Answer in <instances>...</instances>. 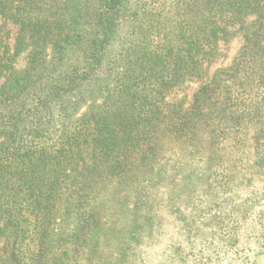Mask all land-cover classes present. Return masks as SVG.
I'll list each match as a JSON object with an SVG mask.
<instances>
[{
  "label": "trees",
  "instance_id": "trees-1",
  "mask_svg": "<svg viewBox=\"0 0 264 264\" xmlns=\"http://www.w3.org/2000/svg\"><path fill=\"white\" fill-rule=\"evenodd\" d=\"M239 34L233 61L208 77L219 44ZM189 80L200 82L189 104H167ZM250 129L260 164L264 0H0V264L96 253L106 264L91 244L111 231L100 216L112 207L127 223L114 260L129 264L149 218L144 180L174 157L195 185L229 187L206 172L231 162Z\"/></svg>",
  "mask_w": 264,
  "mask_h": 264
},
{
  "label": "rangeland",
  "instance_id": "rangeland-1",
  "mask_svg": "<svg viewBox=\"0 0 264 264\" xmlns=\"http://www.w3.org/2000/svg\"><path fill=\"white\" fill-rule=\"evenodd\" d=\"M2 28L4 31L10 29L11 33L15 30L9 24ZM242 38L239 34L219 44V52L210 65L208 77L217 69L230 65L242 45ZM199 84L198 80L187 81L182 87L172 90L165 102H182L187 106ZM253 132V129L249 130L246 142L231 162L224 160L226 166L206 172L211 181L227 178L229 187L218 189L215 184L210 190V184L206 185L205 181V185H195V176L189 167H175L174 157L166 170L152 173L144 180L142 184L147 197L141 208L149 218L146 230L139 233L137 243L134 241L132 244L135 245L133 252L136 256L135 260L130 259L129 264L131 261L133 264H264V157L259 164L260 147L254 148ZM232 164H237L238 168H231L232 171ZM126 183L122 187L130 194L135 185L127 186ZM109 206L108 203L106 207ZM107 211L100 216L101 223L111 231H106L100 238L104 241L100 245L94 244L97 234L94 235L91 245L103 257L108 256L106 264H117L115 257L127 250L122 240V229L127 223L123 222L122 226L120 220L108 215L118 212L113 207ZM100 255H93L88 264L101 263L94 259Z\"/></svg>",
  "mask_w": 264,
  "mask_h": 264
}]
</instances>
